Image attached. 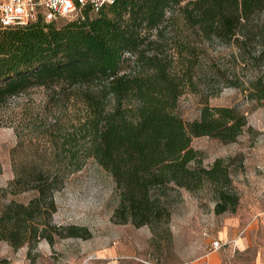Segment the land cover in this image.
Returning a JSON list of instances; mask_svg holds the SVG:
<instances>
[{
	"label": "trees",
	"instance_id": "16d2710c",
	"mask_svg": "<svg viewBox=\"0 0 264 264\" xmlns=\"http://www.w3.org/2000/svg\"><path fill=\"white\" fill-rule=\"evenodd\" d=\"M170 10L173 14L167 17ZM262 14L264 0H116L99 10L86 6L79 17L63 24L39 17L7 27L0 30V101L33 87H55L60 93L74 86L78 91L94 89L81 94L88 114L79 133L87 140L86 158L95 159L114 180L119 196L115 215L122 224L152 229L168 224L171 210L164 199L169 191L181 189H209L217 215L235 214L240 197L228 161L217 159L204 167L202 154L191 144L199 137L236 142L248 125L246 116L233 107L205 106L199 119L184 121L177 108L196 65L195 49L180 46L178 57L188 70L181 75L171 59L148 55L145 45L156 43L149 33L156 31L157 39L162 38L168 25L180 19L184 28L205 39L230 42L241 33L244 41L258 39L264 47ZM185 51L190 58L184 59ZM127 54L136 60L123 72L130 61ZM251 95L264 100L262 79ZM60 135L62 148L75 159L73 134ZM80 169L77 163L68 172ZM53 185L37 182L28 205L11 202L0 211V242L14 249L38 238L51 242L45 233L56 210ZM48 195L50 207L45 206ZM67 230L65 237L88 233ZM0 264L13 263L0 259Z\"/></svg>",
	"mask_w": 264,
	"mask_h": 264
},
{
	"label": "rangeland",
	"instance_id": "374dc122",
	"mask_svg": "<svg viewBox=\"0 0 264 264\" xmlns=\"http://www.w3.org/2000/svg\"><path fill=\"white\" fill-rule=\"evenodd\" d=\"M172 14L173 10L168 11L167 17ZM168 26L162 38L157 39L156 31L149 33L156 43L145 45L148 55L171 59L175 70L184 75L188 70L178 57L180 46L188 44L197 54L191 80L178 102L179 116L191 122L209 106L233 107L247 118V127L234 143L199 137L191 144L202 154L204 167L217 159L228 161L240 197L236 213L217 215L209 189H181L169 191L164 199L171 210L168 224L153 229L122 224L115 215L119 196L114 180L95 159L86 158L87 140L79 133L88 114L81 94L94 89L78 91L74 86L60 93L55 87H33L0 101V211L11 202L28 205L36 196L32 188L37 182H55L50 190L56 210L45 233L51 242L38 238L14 249L2 241L0 259L30 264H189L197 258L188 254L190 246L214 238L224 222H233L237 235L254 230L249 254L237 259L253 262L258 252L264 254V100L251 95L258 79L264 83V47L258 39L244 41L241 33L230 42L205 39L195 29L184 28L180 19ZM183 56L191 57L187 51ZM126 57L130 61L123 72H129L136 60L130 54ZM60 132L73 134L75 159L62 148ZM77 163L81 169L69 173ZM50 201L48 195L46 207ZM71 227L88 233L65 237ZM226 244L224 248L230 242Z\"/></svg>",
	"mask_w": 264,
	"mask_h": 264
},
{
	"label": "built area",
	"instance_id": "2783aa9c",
	"mask_svg": "<svg viewBox=\"0 0 264 264\" xmlns=\"http://www.w3.org/2000/svg\"><path fill=\"white\" fill-rule=\"evenodd\" d=\"M116 0H0V30L17 25H27L41 17L46 23L57 22L62 18L79 17L82 9L91 6L99 10ZM205 236H209L207 233ZM227 244L212 239L210 252L223 249ZM13 264H30L17 260Z\"/></svg>",
	"mask_w": 264,
	"mask_h": 264
},
{
	"label": "crops",
	"instance_id": "0c3cea01",
	"mask_svg": "<svg viewBox=\"0 0 264 264\" xmlns=\"http://www.w3.org/2000/svg\"><path fill=\"white\" fill-rule=\"evenodd\" d=\"M234 225L233 222H224L216 229L214 238L210 237L207 241H198L197 244L191 245L188 254L195 255L197 258L189 264H264L262 251L258 252L253 262L236 258V256L244 258L249 254V249L253 245L252 235L254 230L251 227L247 232L237 235ZM212 239L220 240L223 243L230 242V245L228 248L210 252L209 247ZM234 253L235 256H233Z\"/></svg>",
	"mask_w": 264,
	"mask_h": 264
}]
</instances>
